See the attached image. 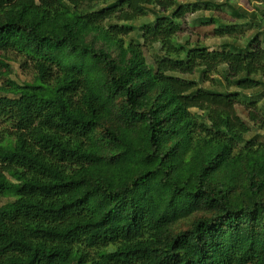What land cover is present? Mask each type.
Masks as SVG:
<instances>
[{
  "label": "trees",
  "instance_id": "1",
  "mask_svg": "<svg viewBox=\"0 0 264 264\" xmlns=\"http://www.w3.org/2000/svg\"><path fill=\"white\" fill-rule=\"evenodd\" d=\"M209 7L0 0V264H264V47L179 42Z\"/></svg>",
  "mask_w": 264,
  "mask_h": 264
},
{
  "label": "rangeland",
  "instance_id": "2",
  "mask_svg": "<svg viewBox=\"0 0 264 264\" xmlns=\"http://www.w3.org/2000/svg\"><path fill=\"white\" fill-rule=\"evenodd\" d=\"M181 3H209V8L202 9L192 15L187 16L186 23L181 28L179 42L189 41L191 45L200 44L209 50H220L223 46L227 48L243 49L246 45L257 38L264 47V4L250 3L247 0H180ZM153 17L148 14L147 17L134 23V26L140 27L142 24H151ZM235 29L230 37H216L213 33L215 29ZM140 36L136 32L128 36V40H137ZM155 52V51H154ZM153 53V52H152ZM12 73L9 76L11 80L18 84H23L30 78L29 75L22 72L16 62H10ZM186 79L199 81L204 88L212 89V82H201L199 74L192 77L184 76ZM6 78L0 77V85ZM216 86L213 88L219 92H235L234 88L227 87V84L220 76H214ZM264 83V78L257 77ZM247 95H254L253 98L259 99V105L264 106V88L257 91L245 92ZM261 134V132H259ZM250 134L248 137L252 136ZM11 200L10 197H0V207Z\"/></svg>",
  "mask_w": 264,
  "mask_h": 264
}]
</instances>
